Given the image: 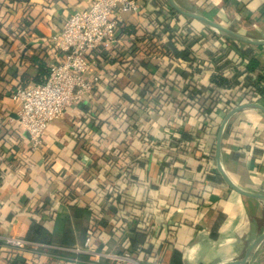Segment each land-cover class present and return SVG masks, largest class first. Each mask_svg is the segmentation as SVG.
Instances as JSON below:
<instances>
[{
    "label": "crops",
    "instance_id": "crops-1",
    "mask_svg": "<svg viewBox=\"0 0 264 264\" xmlns=\"http://www.w3.org/2000/svg\"><path fill=\"white\" fill-rule=\"evenodd\" d=\"M173 1L234 32L264 38V0ZM136 2L137 12L120 17V31L134 32L118 39L113 58H98L92 94L67 108L31 150L15 121L13 93L34 84L32 58L47 67L62 60L49 38L91 0H0V239H25L33 224L52 237L36 252H18L24 264H119L72 253L83 251L88 237L89 252L128 254L130 264H226L242 259L264 232V202L231 190L215 159L226 114L247 103L264 107V93L251 84L264 77V47L173 15L165 0ZM156 27L181 32L185 42L201 35L202 42L187 54L179 42L156 37ZM209 31L218 37H207ZM164 46L172 56L161 53ZM251 59L259 65L249 72ZM214 73L236 87L214 91ZM219 162L238 189L264 195L261 112L244 109L227 120ZM6 253L0 240V264L13 259ZM246 264H264V239Z\"/></svg>",
    "mask_w": 264,
    "mask_h": 264
},
{
    "label": "built area",
    "instance_id": "built-area-1",
    "mask_svg": "<svg viewBox=\"0 0 264 264\" xmlns=\"http://www.w3.org/2000/svg\"><path fill=\"white\" fill-rule=\"evenodd\" d=\"M138 8L136 0H91L87 9L69 15L60 31L49 38L62 60L49 65V74L43 83L17 87L13 93L18 102L15 121L27 134L31 150L41 147L46 129L67 108L92 94L99 81L94 74L98 58L115 56L113 48L115 50L118 44L120 17L124 13H135ZM0 240L6 251L13 253L26 249L36 252L48 246L12 237ZM83 248L72 253L91 254L96 257V263L100 257L119 264L132 261L128 254L89 252L90 237L84 241Z\"/></svg>",
    "mask_w": 264,
    "mask_h": 264
},
{
    "label": "trees",
    "instance_id": "trees-1",
    "mask_svg": "<svg viewBox=\"0 0 264 264\" xmlns=\"http://www.w3.org/2000/svg\"><path fill=\"white\" fill-rule=\"evenodd\" d=\"M170 12L173 15L179 16L177 13L173 12L172 9H170ZM188 20L190 22L192 21L190 19H188ZM188 29H190V28L188 27ZM122 30L123 31H120V29H119V35H118L119 38L120 37H125L126 35H130V34H132L134 32V30H133L132 27H125ZM156 31H157L156 37H158V36L160 38L161 37H163V38L165 37L169 41L172 40L174 43H178L179 42V44H181L182 46H184L183 52H186L187 54H191V51L190 50L192 48V43H196L197 41L199 43L202 42L201 41L202 36L200 35L201 36L200 37L199 35H196V34L192 35L191 36L192 39L187 40L188 42H185L184 41L185 39H184L183 34L181 32H177L176 30L169 29L168 27H162V28L156 27V29L154 30L153 33L155 34ZM189 31L190 32H188V33L190 34V33H193L192 31H194V30H189ZM160 35H162V36H160ZM208 36H212L213 38L218 37L216 34L212 33L211 31H209V34L207 35V37ZM150 37L151 36H149L147 34L145 36V38H148V39ZM0 40H2V41L4 40L5 41V39L2 38L1 35H0ZM2 45H4L3 47L6 46L5 44H2ZM243 45H245V44H243ZM245 46H248V45H245ZM1 47L2 46H0V48ZM249 47H251V46H249ZM254 48H256V47H254ZM257 48H261V47H257ZM52 49H53V47H52ZM113 51H117V48H115V50L113 48ZM144 53H146V55H148L150 53H153V51L149 48ZM161 53L163 55H167V56L168 55H171L172 56L171 52L167 48H165V46L162 47V52ZM248 53L249 52L246 50L245 51V54H248ZM103 60H107V59H103ZM192 60L193 59H191L190 62H192ZM130 61H132V60H130ZM108 62H110V61H108ZM32 63L36 66V69H37V74L32 79V82L34 84H41V83H43L47 79L48 74H49V69L46 66V64L42 60H40L38 58H32ZM258 65L259 64L256 61L254 62L251 59L249 61V64H248V66L246 68H247V70L249 72H252L253 70H255L258 67ZM133 66H135V63L134 64L131 63V65H129L130 68H134ZM196 69L198 70L197 67H196ZM260 83H263V85L261 86ZM209 84L211 85V88L214 89V91H218V90H229V89H232V88L236 87V83L235 82H233L231 79H227L222 74H218V73H214V74H212L210 76ZM251 84L254 85V87L256 89L259 90V94L263 95V93H264V77L263 76H257L256 77V81H253ZM202 95H203V92H197L195 96L196 97H199V96H202ZM213 104H214V102H213ZM201 112H203L204 116H206L207 113L209 112V109L208 110H204V111L202 110ZM25 240L28 241V242H32V243H37V244H42V245H50L51 242H52V237H51V235L43 227H41L38 224H33L31 226V228H30V231L26 235ZM6 252H7L6 254H7L8 259L11 256L14 255L13 259L8 264H24V262H22L21 260H19L18 255H16L17 253H13V252H10V251H6Z\"/></svg>",
    "mask_w": 264,
    "mask_h": 264
},
{
    "label": "water",
    "instance_id": "water-1",
    "mask_svg": "<svg viewBox=\"0 0 264 264\" xmlns=\"http://www.w3.org/2000/svg\"><path fill=\"white\" fill-rule=\"evenodd\" d=\"M166 3L169 5V7L178 15H181L185 18H188L192 21H195L196 23L202 25L203 27L211 30L212 32L218 34L219 36L237 42V43H241V44H245L248 46H252V47H264V39H253L251 37H248L246 35L234 32L230 29H227L225 27H222L208 19H206L205 17L188 11L182 7H180L178 4H176L173 0H165ZM244 109H255L259 112H261L264 115V107H262L259 104L256 103H247V104H243L240 105L234 109H232L231 111H229L226 116L224 117L222 123L219 126L217 135H216V144H215V159H216V168L220 174V176L222 177L223 181L225 182V184L234 192H236L239 195L242 196H246V197H251L254 199H257L259 201L264 202V195L262 194H254V193H247L244 192L240 189H238L236 186H234L230 180L227 178V176L224 174L221 166H220V162H219V154H220V141H221V134H222V130L223 127L225 125V123L227 122V120L234 115L235 113L244 110ZM264 239V232L261 233L246 249L244 256L242 259L240 260H235V261H231L229 263L226 264H246L250 258L252 257V255L254 254L255 250L258 248V246L260 245V243L262 242V240Z\"/></svg>",
    "mask_w": 264,
    "mask_h": 264
},
{
    "label": "rangeland",
    "instance_id": "rangeland-1",
    "mask_svg": "<svg viewBox=\"0 0 264 264\" xmlns=\"http://www.w3.org/2000/svg\"><path fill=\"white\" fill-rule=\"evenodd\" d=\"M262 38H263V37H262ZM262 38H261V39H262ZM263 39H264V38H263Z\"/></svg>",
    "mask_w": 264,
    "mask_h": 264
}]
</instances>
